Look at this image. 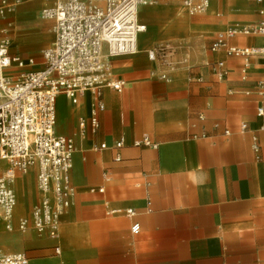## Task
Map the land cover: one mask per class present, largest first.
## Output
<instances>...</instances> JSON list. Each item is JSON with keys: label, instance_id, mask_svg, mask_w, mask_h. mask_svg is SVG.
I'll list each match as a JSON object with an SVG mask.
<instances>
[{"label": "crops", "instance_id": "1", "mask_svg": "<svg viewBox=\"0 0 264 264\" xmlns=\"http://www.w3.org/2000/svg\"><path fill=\"white\" fill-rule=\"evenodd\" d=\"M208 1L195 15L179 0L140 7L137 53L112 60L125 84L103 90L96 129L92 94L77 104L56 98L55 131L75 144L74 196L58 237L30 240L29 264H264V51L245 58L212 49L228 30L255 25L264 0ZM53 4L0 0L9 52L34 68L55 40L53 22L40 16ZM226 45L264 49V39L237 34ZM144 136L156 147L134 146ZM16 178L23 205L29 187L27 204L36 205L35 169Z\"/></svg>", "mask_w": 264, "mask_h": 264}, {"label": "built area", "instance_id": "2", "mask_svg": "<svg viewBox=\"0 0 264 264\" xmlns=\"http://www.w3.org/2000/svg\"><path fill=\"white\" fill-rule=\"evenodd\" d=\"M179 1L190 15L203 13L209 7L208 0ZM156 2L103 0L100 5L93 0H54L53 6L43 9L40 15L43 20L53 22L55 40L42 50L39 68H34L33 59L24 62L11 55L10 41L5 31L0 30V164H6V168L0 167L1 216L7 222L13 217L15 195L11 184L19 174L35 169L40 195L29 219L20 220L19 231L32 230L41 237H58L61 218L74 196L70 173L75 144L72 138L55 131L56 98L63 95L77 104L80 95L92 94L96 104L91 125L96 129L97 112L104 108L103 90L120 93L125 84L115 78L111 62L137 53L138 37L145 30L139 21V9ZM258 15L260 20L255 25L230 29L220 35L212 49L224 47L228 56L245 58L263 52V48L226 45V39L237 34H255L264 39V3ZM165 49L159 47L150 52L149 58L155 59ZM213 72L222 78L223 64L215 65ZM260 95L263 102L257 113L264 118V81L260 83ZM79 125L83 129L85 122L81 120ZM116 146L121 147V143ZM134 146L156 147L147 136ZM128 213L132 215L133 211ZM138 232L134 226L132 233ZM0 264H29V259L23 253L1 254Z\"/></svg>", "mask_w": 264, "mask_h": 264}, {"label": "rangeland", "instance_id": "3", "mask_svg": "<svg viewBox=\"0 0 264 264\" xmlns=\"http://www.w3.org/2000/svg\"><path fill=\"white\" fill-rule=\"evenodd\" d=\"M96 2H101L102 0H95ZM47 7H44L45 9ZM42 9V10H43ZM6 165H2V168H4ZM36 179V178H35ZM36 182V180H35ZM30 187L28 191L26 192L27 195L25 196V205L26 207L23 210V213H15L13 211V217L10 219V223H7L10 225V229H6L5 226L0 229V255L1 254H12V253H23L27 258L30 257L29 253V242L32 239H36L37 235L36 233H30L31 231H26L23 233L22 231H19V222L23 218H28L33 206L35 205V202L32 204H27V196L30 193ZM24 205V206H25Z\"/></svg>", "mask_w": 264, "mask_h": 264}, {"label": "bare ground", "instance_id": "4", "mask_svg": "<svg viewBox=\"0 0 264 264\" xmlns=\"http://www.w3.org/2000/svg\"><path fill=\"white\" fill-rule=\"evenodd\" d=\"M1 14L3 16H7L10 14V11L8 9H2ZM141 37H142V35L138 39V45L140 43ZM11 187H12V190L14 191V195H15V209H14V211H15V213H18V214L23 213L24 205L20 200L21 190H20L19 178H15L13 180ZM7 223H9V222H7L0 214V229H2V227L5 226V224H6V229L10 228V225H8Z\"/></svg>", "mask_w": 264, "mask_h": 264}]
</instances>
